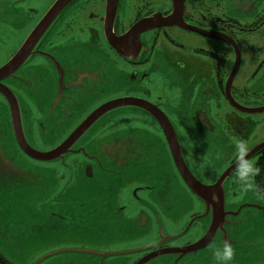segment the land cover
Here are the masks:
<instances>
[{
    "label": "flooded vegetation",
    "instance_id": "af4514ba",
    "mask_svg": "<svg viewBox=\"0 0 264 264\" xmlns=\"http://www.w3.org/2000/svg\"><path fill=\"white\" fill-rule=\"evenodd\" d=\"M34 1L40 2L38 7L10 8L17 18L27 13L21 28L0 27V57H6L0 67L17 53L57 0ZM147 20L152 26L134 30ZM20 29L25 32L17 41ZM98 60L104 63L98 68L99 79L94 71ZM87 63L93 64L92 70H86ZM113 67L123 77L114 81ZM21 70L30 79L37 77L32 82L36 87L44 85L48 90V112L33 106L29 98L39 96L33 91L27 96L15 93L7 82L13 74L0 84L14 95L19 113V98L31 108L34 137L53 139L42 149L32 146L20 115L27 143L40 152L59 146L106 103L120 99L135 103L103 112L78 134L69 150L38 160L17 145L9 106L0 93V107L7 112L17 148L54 174L57 188L50 191L55 199L49 202L65 209V204L86 202L67 196L78 189L91 192L100 175L95 176V161L98 156L107 161L106 168L98 169L106 171L107 201L99 203L107 208V229L110 216L118 215L120 221L114 226L124 229L123 237L132 242L107 244V251L91 247L75 251L107 252L111 264L148 259L144 264H206L202 257L212 256V246L219 244L221 224L230 229L234 205L252 206L243 203L246 191L235 176L238 140L245 143V159L258 169L252 191L264 194V0L256 8L236 11L227 9L225 0H68L15 75ZM37 121L42 123L37 126ZM216 139L224 141L218 156ZM97 144H103L101 154L89 151ZM182 168L197 183L186 184L179 173ZM61 187L72 189L63 194ZM114 190L120 196L118 206L111 204ZM258 196L264 200V195ZM213 221L220 222L211 241L190 248L208 236Z\"/></svg>",
    "mask_w": 264,
    "mask_h": 264
},
{
    "label": "rangeland",
    "instance_id": "374dc122",
    "mask_svg": "<svg viewBox=\"0 0 264 264\" xmlns=\"http://www.w3.org/2000/svg\"><path fill=\"white\" fill-rule=\"evenodd\" d=\"M36 3L40 2L29 0L27 3L19 4L16 3V0H0V27L7 29L8 26L14 30V26L18 25L21 28L27 13L20 14L22 18H17L16 13L10 8L38 7L39 4L36 5ZM258 3L259 0H225V7L231 11H236L241 8H256ZM20 20L23 21L20 22ZM22 29L17 33V41L25 32L21 34ZM7 50H11V42H8ZM5 59L6 57L1 56L0 63ZM103 64L102 61L99 62L98 60L94 64L95 67L93 66L98 79L102 78L98 68L103 67ZM92 65L87 63L86 70H92ZM18 72V76L13 73L8 78L10 80L7 81L8 84L14 88L15 93H24L27 96L28 91H33L39 95L37 99L29 98V100L34 107L42 108V111L47 110L48 112L50 106H45L48 104L46 87L40 85L38 88L32 84V82L37 81V77L33 76L30 79L26 70ZM69 76H74L72 67H70ZM111 77L115 81L123 75L113 67ZM17 97L19 98V96ZM105 97L107 98V95ZM19 99L20 115L24 119L23 128H25L28 141L32 146L36 145L42 149L48 140L53 139L37 140L34 137L31 121L33 112L23 102V98ZM35 100L38 103L40 101V103L36 105ZM39 112L38 114L41 115ZM6 117V110L0 107V253L2 256L11 264H111L108 261L111 257L107 258V256L102 255L107 252L101 254L93 252L85 255L75 251L79 247H91L93 250L107 251V244L113 246L118 242H132L130 238L123 237L125 236L124 229H117L114 226V223L120 221V217L112 215V212L109 214L112 215L110 216L111 224L107 229V208L99 203L100 201H107V194L103 187V174L106 171L98 170L107 167L106 159L103 156H98L99 161H95V176L100 175L92 183L94 189L91 192L78 189L77 192L67 196L71 200L76 198L86 200V202L80 205L77 203L65 204L67 205L65 209L60 204L49 202L55 199L50 197V191L55 192V188H57L56 182L52 181L54 174L43 170L44 165L30 160L19 151L9 130ZM59 118L62 120L61 117ZM27 121L29 124H26ZM37 122V126L42 123ZM98 124L92 125V129ZM38 135L40 136L39 132ZM215 142L216 152L214 154L218 156L224 141L216 139ZM102 150L103 144H97L89 151L100 153ZM118 183L114 184L115 187ZM225 186L223 188L224 199H226L227 194ZM71 189L72 187L69 189L61 187L60 192L65 194ZM118 189L119 187L116 190ZM116 190L112 193L111 204L114 202L113 205L118 206L117 199L120 196L117 195ZM87 200L92 201V203ZM242 200L245 201L243 203L252 206L234 205L232 210H234L235 216H232L230 220V229L227 228L226 230L225 225L223 227L222 224L219 228L221 230L218 232L221 239L219 244L228 241L232 245L234 255L229 264H264V200L252 190L246 191ZM202 261L206 264H216L213 257L209 255L202 257ZM117 262L120 263L121 261L117 260Z\"/></svg>",
    "mask_w": 264,
    "mask_h": 264
},
{
    "label": "water",
    "instance_id": "95a60500",
    "mask_svg": "<svg viewBox=\"0 0 264 264\" xmlns=\"http://www.w3.org/2000/svg\"><path fill=\"white\" fill-rule=\"evenodd\" d=\"M67 1L68 0H57L52 5L49 12L38 22V24L35 26V28L32 30V32L28 35L25 42L21 45V47L19 48L17 53L7 63H5L3 66L0 67V80H3L5 78H8L9 76H11L14 73V71H16L22 65V63L25 61V59L29 55L31 48H33L38 37L45 31V29L48 27L50 22L55 17L58 10L63 5H65ZM164 22H166V21L164 20ZM152 24H153L152 20H147L146 22L142 23V25H141V23H139L137 25L136 29H134V30L136 31V30H139L141 28H147V26H152ZM165 24H167V23H165ZM0 93L5 98L8 106H9V110H10V114H11V126H12L13 134L15 136L17 145L25 154H27L28 156H30L32 158L38 159V160H50L51 158H54V157H56V156H58L64 152H66L67 150H69V148L72 146L75 139L77 138L78 134H80L87 126H89V124L92 121H94L103 112H105L111 108L117 107V106H121V105H125V104H135L132 101H126L123 99L106 103L105 105L101 106L100 109H98L94 113H92L83 122V124L80 127H78L73 133H71L70 136H68L59 146H57L56 148H54L53 150L48 151V152H40V151L34 149L33 147H31L27 143V140L24 137L23 129L21 126V118H20L19 108H18V105H17V102L15 100L14 95L6 87H4L1 84H0ZM175 162L178 165V161L176 158H175ZM179 173H180L182 179L184 180V182L186 184H188L189 186H191V184L197 183L193 179V177L188 172L185 171V169H183V168L179 169ZM219 222L220 221L211 222L209 224L208 236L201 239L199 242H197V244H194L190 248H200V247L206 246L211 241V239L213 238L214 232L216 230L215 228H217ZM95 254H98V253H95ZM102 255L105 256L104 254H102ZM147 261H143V263L138 262L136 264H144Z\"/></svg>",
    "mask_w": 264,
    "mask_h": 264
},
{
    "label": "clouds",
    "instance_id": "9594fccd",
    "mask_svg": "<svg viewBox=\"0 0 264 264\" xmlns=\"http://www.w3.org/2000/svg\"><path fill=\"white\" fill-rule=\"evenodd\" d=\"M246 146L243 140H238L235 145L236 155V169L235 176L240 184V187L245 190H254V184L252 182L253 176L258 171L253 166V163L249 159H245ZM257 195H264L257 193ZM211 255L216 264H229L234 255L232 245L228 241H224L221 244L213 245L211 248Z\"/></svg>",
    "mask_w": 264,
    "mask_h": 264
},
{
    "label": "trees",
    "instance_id": "16d2710c",
    "mask_svg": "<svg viewBox=\"0 0 264 264\" xmlns=\"http://www.w3.org/2000/svg\"><path fill=\"white\" fill-rule=\"evenodd\" d=\"M0 264H11L6 258L0 253Z\"/></svg>",
    "mask_w": 264,
    "mask_h": 264
}]
</instances>
